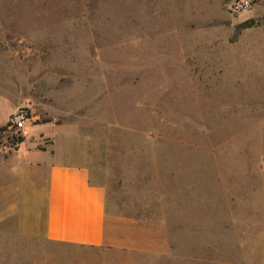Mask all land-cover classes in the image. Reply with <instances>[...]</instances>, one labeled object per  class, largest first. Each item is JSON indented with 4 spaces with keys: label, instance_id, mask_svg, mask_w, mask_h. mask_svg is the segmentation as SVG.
Instances as JSON below:
<instances>
[{
    "label": "rangeland",
    "instance_id": "374dc122",
    "mask_svg": "<svg viewBox=\"0 0 264 264\" xmlns=\"http://www.w3.org/2000/svg\"><path fill=\"white\" fill-rule=\"evenodd\" d=\"M238 1L0 0L2 123L24 110L64 125L116 232L154 229L160 248L166 231L176 253L0 232V264H264L263 232L242 254L229 219L231 203L264 200L244 170L264 168V0ZM19 134L36 133L12 122L0 153ZM196 202L200 222L182 223Z\"/></svg>",
    "mask_w": 264,
    "mask_h": 264
},
{
    "label": "crops",
    "instance_id": "0c3cea01",
    "mask_svg": "<svg viewBox=\"0 0 264 264\" xmlns=\"http://www.w3.org/2000/svg\"><path fill=\"white\" fill-rule=\"evenodd\" d=\"M29 105L37 108L36 104ZM10 115L6 122L0 120V128L9 121ZM38 117L32 114L25 127L26 135L36 133L27 144L24 136L15 151L0 153V232L88 247L115 245L166 256L176 255L169 248L166 231L162 232L163 245L160 248L151 247L157 233L154 229L131 226L116 232L118 227L113 219H108L106 188L92 181L83 157L76 155L69 146L71 143L64 146L68 142L65 141V135L68 134L66 127L53 119L44 121ZM244 170L249 173L248 178L252 183L264 181V168ZM222 175H225L220 176L222 178L234 176L228 173ZM224 181L229 182L231 179ZM201 204L190 203L193 214L184 218L182 212L181 222L189 220L199 223ZM250 205H254V208ZM224 207L228 209L225 204ZM238 207L239 212H235ZM236 208L233 203L230 204L229 219L241 252L245 254L251 242L249 234L252 231H262L264 234V211L263 214L260 212V209H264V200L260 204L239 203ZM215 213L216 210L211 208L205 216ZM208 219L211 220L210 217ZM253 224L258 227H252ZM142 231H145L146 237L141 236ZM261 240L259 236L253 239V242H258L254 246L258 256H264V242ZM178 255L185 257L186 253ZM261 258L264 260V257Z\"/></svg>",
    "mask_w": 264,
    "mask_h": 264
},
{
    "label": "built area",
    "instance_id": "2783aa9c",
    "mask_svg": "<svg viewBox=\"0 0 264 264\" xmlns=\"http://www.w3.org/2000/svg\"><path fill=\"white\" fill-rule=\"evenodd\" d=\"M251 6L250 0H240L233 5L235 11H241L243 9H248ZM27 113L24 110H20L12 117V122L19 129H24L28 121Z\"/></svg>",
    "mask_w": 264,
    "mask_h": 264
},
{
    "label": "trees",
    "instance_id": "16d2710c",
    "mask_svg": "<svg viewBox=\"0 0 264 264\" xmlns=\"http://www.w3.org/2000/svg\"><path fill=\"white\" fill-rule=\"evenodd\" d=\"M12 124V122L9 120L5 125H3L1 128H0V132H4L8 129V127ZM13 140L16 142L17 146L19 143H21L23 140H24V136L19 134V135H16L15 138H13Z\"/></svg>",
    "mask_w": 264,
    "mask_h": 264
}]
</instances>
